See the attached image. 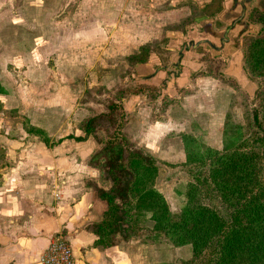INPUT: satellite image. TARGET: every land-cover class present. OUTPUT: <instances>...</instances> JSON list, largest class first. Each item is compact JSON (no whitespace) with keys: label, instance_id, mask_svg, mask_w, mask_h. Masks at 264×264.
Listing matches in <instances>:
<instances>
[{"label":"crops","instance_id":"obj_1","mask_svg":"<svg viewBox=\"0 0 264 264\" xmlns=\"http://www.w3.org/2000/svg\"><path fill=\"white\" fill-rule=\"evenodd\" d=\"M130 1L0 0V68L5 74H0L5 88L0 115L10 109L24 116L14 123L0 120V264H39L51 238L59 233L69 239L75 264H178L192 256L190 244L176 247L167 240L145 242L140 236L104 248L96 245L98 236L88 228L101 220L104 207L86 185L96 175L88 164L94 142L68 137L79 136L78 126L74 131L71 124L78 93L71 88L74 82L69 84L62 76H70L80 64L108 62L112 48L110 35L105 36L106 20L121 15L123 4L131 5ZM162 2L172 10L166 15L174 29L154 47L141 45L129 57L136 73L132 78L152 88L137 90L134 104L125 105L122 133L160 162L157 187L172 210L170 199L181 179L172 177L168 164L182 169L178 166L186 158L182 134H192L214 149L223 146L225 121L237 89L247 93L223 71L232 60L230 52L238 47L237 33H243L239 48L246 71V37L261 29L250 14L254 8L264 11V0ZM206 53L209 59L224 57L221 76L200 75L208 70L199 66ZM88 66V94L95 96L94 73ZM148 97L157 98L153 106L157 102L159 106H150ZM165 100L169 103L162 105ZM28 125L57 141L46 143L28 131ZM147 225L151 227L152 221Z\"/></svg>","mask_w":264,"mask_h":264},{"label":"trees","instance_id":"obj_2","mask_svg":"<svg viewBox=\"0 0 264 264\" xmlns=\"http://www.w3.org/2000/svg\"><path fill=\"white\" fill-rule=\"evenodd\" d=\"M246 62L252 74L264 70L263 39L247 49ZM4 92L0 84V95ZM117 104L108 106V119ZM98 116L84 124L86 136L68 137L87 139L94 134ZM256 121L262 138H244L238 130L228 137L226 120L221 150L199 143L192 134L181 135L186 158L179 166L189 172L190 180L187 201L179 213L171 210L156 186L157 158L142 148L132 150L124 134L106 140L96 158L110 187L94 192L105 208L101 220L88 226L98 236L96 245H119L141 229L150 242L166 239L175 246L190 244L192 256L180 264H264V126L259 116ZM233 128L241 131L240 126ZM28 131L46 143L50 140L42 129L28 125ZM148 220L153 225L146 228Z\"/></svg>","mask_w":264,"mask_h":264},{"label":"rangeland","instance_id":"obj_3","mask_svg":"<svg viewBox=\"0 0 264 264\" xmlns=\"http://www.w3.org/2000/svg\"><path fill=\"white\" fill-rule=\"evenodd\" d=\"M130 3L131 5L128 3L123 4L122 11L120 12L121 15L116 17L111 16L109 17L110 19L107 18L106 20V23L109 24L108 26H111L110 30L107 26L105 32V36L108 37L110 35V48H112L111 55L107 58L108 62L106 64L98 62L92 66H88L87 63H84L83 65L80 64L75 67L70 76H62L63 79L68 80L69 84L70 81L74 82L71 85V88L74 92L78 93V96L76 97L77 99H75V102H72V106L74 107L75 112L71 122V124L73 125L72 130L76 131V126H78V130L76 131V133H78L79 136H86L82 129L86 121L89 118L98 115V117L100 118V120L95 123L93 132L94 134L87 137V139H91L94 142V150L89 158L88 164L95 169L96 175L95 177H90L86 180V185L90 187L93 192L97 191L98 189H108L110 187V182L105 178V172L101 170V162L99 161L100 159L97 161L96 154L100 150H102V148L104 147L103 143L106 140L110 139L113 136L115 137L116 135H119V133L121 134V136L123 135L122 127L126 121L127 115L125 105L130 106L134 104L135 101L132 102L134 92H136L137 90L152 88L150 83H137V81L132 78V76H136V73L133 64L130 65V63H128L129 57L133 56L134 52L137 51V48L141 45L144 46L151 44L154 47L156 43L160 42L164 38L167 31L170 32L172 29H174V27L172 26L173 23H168L170 21V18H167L166 15L169 11L172 10H168V5L163 6L164 3L162 2V0H159L157 5H153L152 0H133L130 1ZM107 31L109 32V34L107 33ZM258 39L264 40V27L262 28V32L260 34L252 37V39L248 41V48L250 49L251 45ZM96 41L99 42L100 40L98 39ZM87 66L89 68V73H94V76H92V78H94L93 81H95V86L92 90L93 92H96L97 95L95 96L88 94L89 89L87 86L88 82L90 83L89 79L91 77L89 76L87 81ZM222 67V65H217L213 68H208V70L204 72L205 74L202 73L200 75L221 76ZM3 69L4 67L0 68V74L5 75L3 73ZM246 72L248 76L256 82L257 89L252 96L241 91L240 89H237L238 96H236V98L234 97L233 104L229 109L228 115L226 117L229 128L228 137H231L238 130L237 132H240L241 134L243 133L242 136L244 138L253 136L262 138V129H260L259 125H257L256 116H259L260 124L264 126V70L258 71L256 75L252 74L246 64ZM17 79L18 78L15 77L13 82L15 83ZM35 88L38 89L39 87ZM116 99L119 100V104L116 105V108H113V113H109L108 119L105 112H109L108 106L116 101ZM156 99L157 98L152 99L148 97L147 100L149 101L150 106L154 108L159 106V103H156V101V105L153 106L154 100ZM166 100L162 102V105L169 103ZM66 101H68V99H61V102H63L64 105H68ZM7 102L8 101H5V103ZM9 110L1 113L0 120H3L6 123H14L24 120V116L18 113L15 114L14 111ZM236 125L241 127V131L238 128H233ZM49 139H51V143L57 141L56 139H52V137H49ZM197 141L203 144L198 139ZM129 143L132 147V150L142 148L141 150H143L145 153L153 154L144 145H137L136 142H133L132 140H130ZM223 146H221V149H223ZM92 156L94 157L93 160ZM101 156L103 158V154L100 155L99 158ZM158 164L161 169L159 161ZM168 165H171V168L169 167L167 171L170 172L171 175H173L172 177L181 179V182L179 183V189L175 188L176 191L174 190L175 198L172 197L174 200L170 199V204H172V211L174 213H179L185 207L187 201L186 189L187 184L190 180V175L184 167L182 168L180 166L182 169L179 171L175 168L174 165ZM104 170H106L105 164ZM149 216L150 215H148V217ZM148 221L146 222V228H149L147 225ZM135 236H140L145 240V242H150L146 237V232L142 231L141 229H136L134 231L132 237ZM157 242L159 241L152 243ZM167 242L170 243V241L168 240ZM187 248L188 250H190L191 245H189ZM132 249L139 250V246H133Z\"/></svg>","mask_w":264,"mask_h":264},{"label":"built area","instance_id":"obj_4","mask_svg":"<svg viewBox=\"0 0 264 264\" xmlns=\"http://www.w3.org/2000/svg\"><path fill=\"white\" fill-rule=\"evenodd\" d=\"M76 259L69 239L64 234H55L39 258V264H75Z\"/></svg>","mask_w":264,"mask_h":264},{"label":"water","instance_id":"obj_5","mask_svg":"<svg viewBox=\"0 0 264 264\" xmlns=\"http://www.w3.org/2000/svg\"><path fill=\"white\" fill-rule=\"evenodd\" d=\"M237 36L239 41L237 43L238 47H236L237 50L234 48L230 52L232 60L230 62L229 67L223 72L228 75L226 77L234 79L237 85L242 90L246 91L250 96H252L255 93V90L257 89V84L248 76L243 66L244 53L239 48L240 40L243 37V33L240 35H238L237 33Z\"/></svg>","mask_w":264,"mask_h":264},{"label":"flooded vegetation","instance_id":"obj_6","mask_svg":"<svg viewBox=\"0 0 264 264\" xmlns=\"http://www.w3.org/2000/svg\"><path fill=\"white\" fill-rule=\"evenodd\" d=\"M250 18L252 19V21L256 22V23H259L261 25V29H260V32L259 34L262 32V28L264 27V11L260 8H254L252 11H251V14H250ZM258 35V34H257ZM257 35H250V36H247L246 37V42L250 41L252 39V37H255ZM212 57V56H211ZM213 59V60H212ZM212 59H209L208 58V53L204 54L202 57H201V60H202V64L199 65L200 68L202 69V67H204L205 69H208V68H213L214 66H217V65H222L224 66V57H213ZM221 59V60H220ZM196 74V73H195ZM194 74V75H195ZM150 90V89H148Z\"/></svg>","mask_w":264,"mask_h":264}]
</instances>
